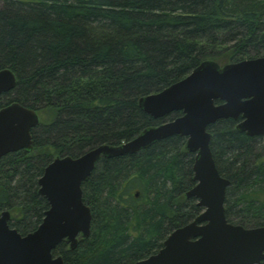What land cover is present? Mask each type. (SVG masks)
<instances>
[{
	"label": "trees",
	"instance_id": "16d2710c",
	"mask_svg": "<svg viewBox=\"0 0 264 264\" xmlns=\"http://www.w3.org/2000/svg\"><path fill=\"white\" fill-rule=\"evenodd\" d=\"M264 56V0H2L0 71L16 78L0 109L37 112L33 148L0 159V212L19 234L34 231L49 206L38 180L56 157L119 145L179 116L153 119L139 99L187 77L205 61L220 67ZM239 120L207 127L219 174L230 181L225 217L264 226V136ZM172 136L132 155L101 157L81 185L90 235L52 252L64 264H133L156 254L202 209L194 153ZM264 264V260L260 262Z\"/></svg>",
	"mask_w": 264,
	"mask_h": 264
},
{
	"label": "water",
	"instance_id": "95a60500",
	"mask_svg": "<svg viewBox=\"0 0 264 264\" xmlns=\"http://www.w3.org/2000/svg\"><path fill=\"white\" fill-rule=\"evenodd\" d=\"M16 85L15 75L0 71V95ZM140 109L153 119L174 112L181 116L143 130L119 145H100L79 157H56L38 180V194L48 203L40 225L21 235L9 227L10 213L0 212V264H64L53 250L62 242L75 249L90 235L91 213L82 201L81 185L101 157L132 155L172 136L186 139L194 153V187L185 193L202 212L172 231L154 255L133 264H260L264 260V226L244 228L225 217L223 178L210 149L209 125L239 120L237 129L248 137L264 136V56L220 67L205 61L187 77L139 99ZM39 118L33 109L11 104L0 109V159L33 148L32 130Z\"/></svg>",
	"mask_w": 264,
	"mask_h": 264
},
{
	"label": "rangeland",
	"instance_id": "374dc122",
	"mask_svg": "<svg viewBox=\"0 0 264 264\" xmlns=\"http://www.w3.org/2000/svg\"><path fill=\"white\" fill-rule=\"evenodd\" d=\"M1 5H2V0H0V7H1ZM264 142V141H263Z\"/></svg>",
	"mask_w": 264,
	"mask_h": 264
}]
</instances>
